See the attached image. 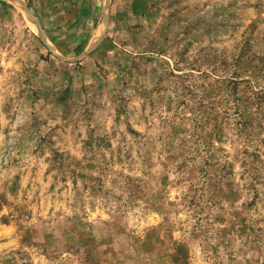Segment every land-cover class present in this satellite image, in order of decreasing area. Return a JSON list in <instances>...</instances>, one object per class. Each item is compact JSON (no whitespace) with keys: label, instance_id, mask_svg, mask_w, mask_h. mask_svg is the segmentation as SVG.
<instances>
[{"label":"rangeland","instance_id":"1","mask_svg":"<svg viewBox=\"0 0 264 264\" xmlns=\"http://www.w3.org/2000/svg\"><path fill=\"white\" fill-rule=\"evenodd\" d=\"M241 49L264 61V0H0V264H264V106L178 155L174 76Z\"/></svg>","mask_w":264,"mask_h":264},{"label":"trees","instance_id":"2","mask_svg":"<svg viewBox=\"0 0 264 264\" xmlns=\"http://www.w3.org/2000/svg\"><path fill=\"white\" fill-rule=\"evenodd\" d=\"M263 62L246 49H241L227 65L218 59L216 61L211 53L203 52L192 64H186L197 74L195 78L189 72L174 76L180 86L176 103L186 113L191 128L178 154L183 165L198 158L197 165L202 163L206 166L215 159V145L224 140V130L228 131L231 139L242 138L248 144L256 118L264 106V80L259 83L257 79L259 73L264 76ZM200 171L202 184H209L210 178L205 180L208 171L199 167ZM215 171L213 176L219 184L224 176H220L222 170ZM171 262L187 264L183 245L174 246Z\"/></svg>","mask_w":264,"mask_h":264}]
</instances>
